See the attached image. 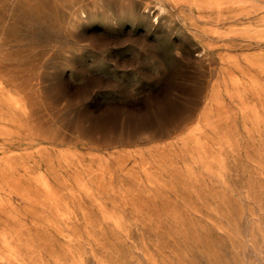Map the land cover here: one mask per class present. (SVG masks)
Instances as JSON below:
<instances>
[{
  "label": "rangeland",
  "instance_id": "rangeland-1",
  "mask_svg": "<svg viewBox=\"0 0 264 264\" xmlns=\"http://www.w3.org/2000/svg\"><path fill=\"white\" fill-rule=\"evenodd\" d=\"M151 1L0 0V264H264V0Z\"/></svg>",
  "mask_w": 264,
  "mask_h": 264
},
{
  "label": "bare ground",
  "instance_id": "bare-ground-1",
  "mask_svg": "<svg viewBox=\"0 0 264 264\" xmlns=\"http://www.w3.org/2000/svg\"><path fill=\"white\" fill-rule=\"evenodd\" d=\"M259 1L260 0H154V1L152 0L151 2L145 4L144 9L146 10L148 8V10H147L148 12L147 13H146V11L143 12V17L146 19L149 18L151 16L150 13L153 14L151 17H156L159 14H164L166 12V10L168 11V9H167L168 2L178 3V4H179V2L180 3L182 2L183 6L188 7L192 12H194L202 22L206 23L208 26L210 25V27H208V28H210L212 32L217 33V32H219V30H221L222 25H226V24L232 22V20L245 21L246 19L249 18V14L252 13V14L256 15L259 11H261L259 9V7H260V5L258 4ZM262 8H263V6L261 7V9ZM77 12H80L82 17L86 13L85 8L83 6H80L79 8L74 9L73 13H75V15L77 14ZM244 23H246V22H244ZM245 27H246V30H248V31H253V32L258 33V34L263 33L264 32V16L260 17V16L256 15L254 20H252L250 23H248ZM250 63H252L253 67L255 69L259 70L260 73L264 72V60H262V59L258 60V58H255ZM252 82H253L254 86H258V84H259V82L256 80H254ZM6 97H8V96H6ZM12 100H14V98H12ZM20 107H21V105H20ZM197 125H199V124H197ZM189 129H190V127H189ZM192 130L194 131V128ZM47 183L44 179L43 184L46 188H47ZM49 193H51V192H49Z\"/></svg>",
  "mask_w": 264,
  "mask_h": 264
}]
</instances>
